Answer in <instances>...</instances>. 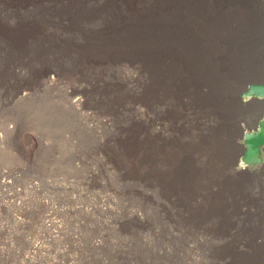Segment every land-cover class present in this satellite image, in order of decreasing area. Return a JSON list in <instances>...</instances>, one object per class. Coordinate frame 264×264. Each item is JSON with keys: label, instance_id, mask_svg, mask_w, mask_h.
<instances>
[{"label": "rangeland", "instance_id": "1", "mask_svg": "<svg viewBox=\"0 0 264 264\" xmlns=\"http://www.w3.org/2000/svg\"><path fill=\"white\" fill-rule=\"evenodd\" d=\"M263 77L264 0H0V264H264Z\"/></svg>", "mask_w": 264, "mask_h": 264}, {"label": "water", "instance_id": "2", "mask_svg": "<svg viewBox=\"0 0 264 264\" xmlns=\"http://www.w3.org/2000/svg\"><path fill=\"white\" fill-rule=\"evenodd\" d=\"M248 95L264 100V83H252L245 92ZM243 162L248 166H258L264 163V115L258 122V127L245 134Z\"/></svg>", "mask_w": 264, "mask_h": 264}, {"label": "bare ground", "instance_id": "3", "mask_svg": "<svg viewBox=\"0 0 264 264\" xmlns=\"http://www.w3.org/2000/svg\"><path fill=\"white\" fill-rule=\"evenodd\" d=\"M52 80H53V78H52ZM252 83H264V77L263 78H255V79L251 80L250 83L246 86L245 90L242 92V99L244 101L253 100L254 102L261 103L262 101H264L263 99H259V98H256L255 96H251V95H248L247 93H245L248 90L249 85L252 84ZM72 103L75 106H79V105L82 104V99L80 97H76L74 100H72ZM263 115H264V108H262L255 125L253 127H245V130H244V133H243V140H244V137H245L246 133L254 131L258 127V122L263 117ZM243 147H244V144H243ZM243 153H244V151H243ZM243 153L241 155L240 165L244 169H249L251 166L246 165L243 162V160H242ZM262 168H264V163H262L261 165L256 166V169L254 171H259Z\"/></svg>", "mask_w": 264, "mask_h": 264}]
</instances>
